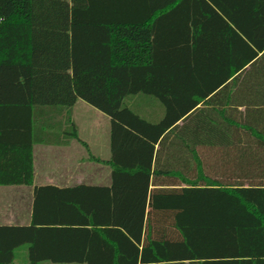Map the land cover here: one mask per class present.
I'll list each match as a JSON object with an SVG mask.
<instances>
[{
  "label": "trees",
  "instance_id": "16d2710c",
  "mask_svg": "<svg viewBox=\"0 0 264 264\" xmlns=\"http://www.w3.org/2000/svg\"><path fill=\"white\" fill-rule=\"evenodd\" d=\"M136 1L0 0V185L31 183L33 132L26 125L44 117L35 109L65 110L57 124L75 136L70 111L81 100L110 120L107 206L114 216L102 229H84L108 250L86 255L84 262L264 264V0H231L230 12L212 0L220 14L204 3L192 15L180 9L184 0H147L151 9L142 20L131 12ZM165 19L185 21L194 43L213 32L231 37L237 56L214 57L224 45L196 43L175 45L177 55L154 57L153 29ZM159 69L192 74L194 84L207 89L202 98L233 87L231 107L200 109L185 119L188 110L166 111L159 122L145 120L126 101L145 94L146 84L156 80L148 73ZM46 121L40 120L41 135L57 127ZM183 133L194 136L179 148L191 170L170 174L186 187L150 196L153 144L176 150L180 143L168 139ZM145 144V164L139 155L125 162L115 153L117 146ZM30 236L31 229L0 227V264H14L15 251ZM30 261L35 263L31 255Z\"/></svg>",
  "mask_w": 264,
  "mask_h": 264
},
{
  "label": "crops",
  "instance_id": "0c3cea01",
  "mask_svg": "<svg viewBox=\"0 0 264 264\" xmlns=\"http://www.w3.org/2000/svg\"><path fill=\"white\" fill-rule=\"evenodd\" d=\"M213 1L221 5L223 11H231V0ZM158 2L163 3L162 0ZM197 3L199 5H196ZM204 3L211 5L219 14L222 12L212 5V0H203L202 3L196 0H184L180 9L184 15L187 13L192 15L196 10L203 8ZM150 9L147 0H144V5L142 0H138L131 8V12L136 19L142 20L148 17ZM162 12L163 10L157 11L156 16ZM185 23V21L170 23L167 19L157 21L151 37L154 41V57L165 59L173 52L176 55L181 52L177 49L172 50L175 45L178 47L196 43L224 45L223 53L220 55L216 53L214 57L237 56L233 48L235 42L231 37L226 36L222 39L219 33L213 32L211 36L194 43L190 31L185 30ZM146 24H152L151 20H147ZM214 52H217L216 49ZM258 57H261V54ZM150 76H155L156 80L146 84L145 94H136L126 101L132 110L147 121L159 122L166 111H174L178 114L180 111L188 110L185 119L200 109L211 111L226 110L231 107L233 87H221L202 98L201 94L207 89L195 85L193 75L190 73L159 69L155 73L153 70L148 73L149 79ZM79 102L83 101L79 100L74 104L70 118L72 110ZM84 106L94 108L85 102ZM35 110L39 117L43 114L44 117L26 125L31 127L33 132L30 139L32 180L29 185H0V227L31 229L29 237L31 242L17 249L21 254V264H32L30 255L35 260L33 264H87L84 262L86 255L97 257L96 255L108 252L99 237L87 231L102 229L105 222L114 220L113 211L107 206V196L111 195L113 185L109 117L99 112L101 116H105V121H108L107 133L87 137L78 134L73 136L62 133L64 127L60 123L57 124L65 118V110L53 108L51 109L53 111L49 112L44 109V113ZM41 119L47 120L48 125L49 122H52L53 126L56 125L55 131L41 135L39 124ZM175 125H182V120ZM191 125H194V121ZM41 136L43 141L39 140ZM172 139L180 143L174 146L176 150L169 151L167 143L162 146L159 142L153 144L149 178L150 196L186 187L171 174L179 175L181 172L183 175L185 168L191 170L190 163L187 167L184 166L183 151L179 148H183L181 144L183 141L194 140V136L183 133L170 136L168 140ZM28 142L29 139H23L24 144ZM147 142L151 144L150 141ZM115 153L117 157L119 156L118 159L125 162L139 155L141 157L139 160L145 164L149 150L147 144L140 145L138 149L117 146ZM194 176L193 160L192 180ZM150 210L148 202L145 211L147 213ZM85 221L94 223H84ZM91 264H103V262L91 260Z\"/></svg>",
  "mask_w": 264,
  "mask_h": 264
},
{
  "label": "rangeland",
  "instance_id": "374dc122",
  "mask_svg": "<svg viewBox=\"0 0 264 264\" xmlns=\"http://www.w3.org/2000/svg\"><path fill=\"white\" fill-rule=\"evenodd\" d=\"M72 111L70 119L76 126L79 136L87 137L93 134L107 133L109 127L108 121H105V116H101L94 108H89L84 106V102H79ZM20 256L21 254L16 250L14 264H21Z\"/></svg>",
  "mask_w": 264,
  "mask_h": 264
}]
</instances>
